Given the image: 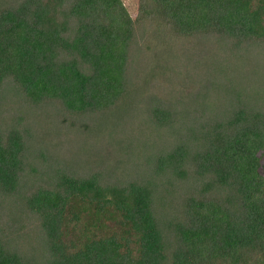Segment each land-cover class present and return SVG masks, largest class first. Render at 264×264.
Here are the masks:
<instances>
[{
	"label": "trees",
	"instance_id": "trees-1",
	"mask_svg": "<svg viewBox=\"0 0 264 264\" xmlns=\"http://www.w3.org/2000/svg\"><path fill=\"white\" fill-rule=\"evenodd\" d=\"M137 10L0 0V264H264V0Z\"/></svg>",
	"mask_w": 264,
	"mask_h": 264
},
{
	"label": "rangeland",
	"instance_id": "rangeland-1",
	"mask_svg": "<svg viewBox=\"0 0 264 264\" xmlns=\"http://www.w3.org/2000/svg\"><path fill=\"white\" fill-rule=\"evenodd\" d=\"M138 1L139 0H124V3L126 4V6L128 7V10L131 12V14H132V16H136L137 15V7H138ZM43 114V118H45L44 120H47V119H49V118H47V117H50V119H51V117H52V113H50V114H45V113H42ZM31 117H32V120H36L37 119V114H31ZM33 123V122H32ZM81 130L84 132V131H91L92 129H89V123H88V121H84V123H82L81 124ZM65 139H82V137L80 136V135H73V134H71V135H69L67 138H65ZM86 140H90V139H83L82 140V142H80V143H88V141H86ZM75 143H73V144H71V145H69L70 147H74L73 145H74ZM74 152H76V150H73ZM94 159V158H93ZM94 160H97V161H100L101 162V164L104 166L105 165V162H103V160L100 158V159H94ZM93 160H90L89 162H87L86 164L87 165H90L91 164V162H92Z\"/></svg>",
	"mask_w": 264,
	"mask_h": 264
}]
</instances>
